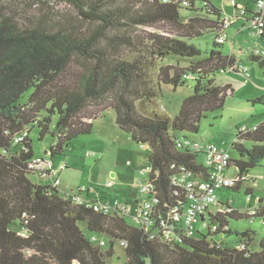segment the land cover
I'll return each mask as SVG.
<instances>
[{"label":"trees","instance_id":"16d2710c","mask_svg":"<svg viewBox=\"0 0 264 264\" xmlns=\"http://www.w3.org/2000/svg\"><path fill=\"white\" fill-rule=\"evenodd\" d=\"M63 1L96 27L78 34L37 23L21 26L0 10V264H110L108 259L120 241L125 242L124 264H264V237L258 241V250L250 249L253 231H233L238 237L235 246L215 239L216 234L232 233L228 218H250L247 211L237 212L229 203L228 212L209 214L203 233L170 243L159 237L149 239L124 215L104 214L73 201L72 196L82 195L100 202L89 197L97 187L62 195L59 184L52 186L48 178L34 174L40 183L29 178L33 172L28 163L35 155L28 136L31 128H38L39 139L47 133L54 138L48 150L52 159L73 138L90 133L93 121L112 108L118 127L136 143L150 147L148 162L158 173L155 185L171 202L168 180L172 174L182 166L195 174L206 171L199 162L200 152L177 148L176 141L187 136L178 137L175 132L197 133L207 113L221 110L232 89L230 84H216L215 74L237 72L228 70L237 59L232 53L211 49L206 57L196 59L200 49L184 40L220 29L222 10L209 0ZM181 9L191 14L184 17ZM159 24L164 27L152 33L129 34L137 27ZM257 39L264 45V33ZM126 47L135 49L138 56L122 59L120 50ZM74 57L81 60L82 69L73 67ZM157 58L189 60L180 70L166 65L157 72L159 82L173 88L194 81L174 116L157 112L147 116L135 105L136 100L156 97L148 68ZM250 60L257 62L264 75V58L250 53ZM91 102L98 106L95 111L87 110ZM252 102L263 104L264 95ZM54 115L57 120L50 130ZM24 132L23 140L16 143ZM243 140L251 146L246 147ZM232 147L239 157L230 158V165L237 168L239 180L228 189L237 190L249 169L264 161V121L239 129ZM261 203L262 198L253 217L264 220ZM92 234L102 237L105 245L92 242Z\"/></svg>","mask_w":264,"mask_h":264},{"label":"rangeland","instance_id":"374dc122","mask_svg":"<svg viewBox=\"0 0 264 264\" xmlns=\"http://www.w3.org/2000/svg\"><path fill=\"white\" fill-rule=\"evenodd\" d=\"M216 7L222 10L225 17L237 16L232 19L231 26L227 29L228 39L221 45H214L215 32L208 31L204 34L184 39L200 49L201 55L196 59H202L209 54L211 49H219L224 54L232 53L236 58L246 65L250 72V78L243 74L228 71L216 73L215 82L218 85L230 84L232 92L225 98L221 110L209 112L200 120L197 133L175 132L176 136L185 135L200 143L213 142L228 149L231 159H237L238 153L232 147L236 140L237 131L243 127L252 128L264 121V103H253L257 97L264 95V75L257 62L250 60V52L254 48L262 50L264 45L251 33L247 26L242 11L253 12L257 0H235L236 7L228 0H209ZM0 10L11 15L19 25L31 26L40 24L44 27L55 29H66L78 34L87 33L96 27V23H89L83 20L77 11L63 0H0ZM184 17L191 13L185 9L180 10ZM236 13V14H235ZM249 13H246L248 16ZM243 24V27H242ZM164 25L137 27L129 34L145 35V33L160 30ZM109 34H114L113 32ZM105 41V39H104ZM102 44H105V42ZM122 59L133 60L138 56L135 49L126 47L120 50ZM74 68L82 69V62L79 58L72 59ZM189 60H175L173 58L153 59V66L148 68L150 86L156 91V97L147 100L135 101L137 111L144 115H152V112L163 113L168 116L177 114L183 98L192 92L193 80H187L176 88L164 85L159 82L157 72L159 67L171 65L178 70L186 67ZM92 103V104H91ZM87 110L95 111L97 104L91 102ZM116 113L108 108L93 121L92 129L88 134L78 135L73 138L69 146L63 152L52 157V166L56 170L55 177L59 180V190L62 195H72L78 191L81 185L97 187L91 196L100 201L114 200L128 201L130 205L136 203L137 192L133 185L139 178V171L145 169L149 162L150 147L146 144L136 143L129 133L120 129L115 122ZM57 120V115L52 117L50 130ZM29 139L32 151L35 155H43L49 158V147L54 138L47 133L42 139L38 137V128L33 127L29 131ZM246 147L251 146L250 141L243 140ZM202 156L199 162H202ZM230 177L237 176V168L231 164L225 170ZM115 174V175H113ZM29 178L40 183L39 178L29 174ZM112 182L111 186H106ZM252 188V193H247ZM250 199L247 200V197ZM256 197H262L264 202V161L254 168L249 169L246 178L239 183V188L223 189L218 192V199L229 201L218 203L211 208V212H228L229 205L237 212L249 211L258 204ZM250 216V215H249ZM252 219V220H251ZM129 224L134 225L130 216H126ZM15 228L16 224L13 225ZM135 226V225H134ZM199 226V224H198ZM228 227L232 233L216 234L215 239L223 241L228 246H235L238 237L233 233L237 230H251L254 232V241L250 249L258 250V241L264 237V222L260 217H240L238 219L228 218ZM205 231V230H204ZM126 256L123 247L115 243L114 253L108 259L110 264H124Z\"/></svg>","mask_w":264,"mask_h":264},{"label":"built area","instance_id":"2783aa9c","mask_svg":"<svg viewBox=\"0 0 264 264\" xmlns=\"http://www.w3.org/2000/svg\"><path fill=\"white\" fill-rule=\"evenodd\" d=\"M228 1L236 6L235 0ZM255 8L253 12L242 11L241 15L247 21V26L251 28V33L258 37L264 33V0H257ZM246 13L249 15L246 16ZM237 16L233 15L223 19L220 29L215 34L214 40L217 43L226 41L227 29L231 25L232 19ZM250 53L255 57L264 58V47L262 50L254 48ZM228 70H235L246 78H250L248 67L238 58ZM186 78L192 79V75H187ZM247 129V127L242 128L244 131ZM25 135L24 132L16 137L15 142H21ZM176 146L177 148H188L200 152L203 159L202 165L206 171L195 174L182 166L172 174L168 180L171 202L166 201L156 187L158 173L152 169L150 164L139 171V178L133 185L138 193L136 203L133 206L128 201L121 202L116 199L113 202L110 200L99 202L82 195L72 196L73 201L91 206L95 211L104 214L117 212L120 215L130 216L134 224L149 239L159 237L163 241L178 243L182 238L196 237L206 230L209 214H214L211 212V208L219 203L218 192L233 187L239 178L238 176L230 177L225 173L231 158L227 148L213 142L200 143L188 137L176 141ZM28 169L39 177L48 178L52 186L59 184L58 178L55 177L56 170L52 166V161L46 156L34 155L28 163ZM112 184L109 182L106 186ZM86 188L90 191L94 190L93 186L87 187L86 185H81L78 190L84 191ZM249 199L250 196L247 197V200ZM260 199V197H256L255 202H259ZM255 212L256 207L248 211L251 218ZM90 240L99 246L105 245V240L97 235H90ZM124 243V241H120L119 245L123 247ZM241 247L243 246L241 245Z\"/></svg>","mask_w":264,"mask_h":264},{"label":"crops","instance_id":"0c3cea01","mask_svg":"<svg viewBox=\"0 0 264 264\" xmlns=\"http://www.w3.org/2000/svg\"><path fill=\"white\" fill-rule=\"evenodd\" d=\"M235 7H236V6H235ZM230 16H231V15H230ZM237 17H238V16H237ZM237 17H234V18H237ZM230 26H231V25H230ZM230 26H229V27H230ZM242 27H243V24H242ZM227 39H228V33H227ZM227 39H226V40H227ZM51 160H52V159H51ZM113 175H115V174H113ZM245 178H246V176L244 177V179H245ZM59 184H60V183H59ZM248 192H249V193H252V188H248ZM91 193H92V192H91ZM91 193H90L89 197L94 198V197L91 196ZM261 198H262V197H261ZM94 199H95V198H94ZM229 200H230L229 198H226L225 201H229ZM225 201H224V202H225ZM224 202H223V200H222V201L219 200V203H224ZM227 203H228V202H227ZM261 205H264L263 199H262V203H261Z\"/></svg>","mask_w":264,"mask_h":264}]
</instances>
